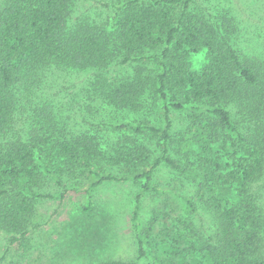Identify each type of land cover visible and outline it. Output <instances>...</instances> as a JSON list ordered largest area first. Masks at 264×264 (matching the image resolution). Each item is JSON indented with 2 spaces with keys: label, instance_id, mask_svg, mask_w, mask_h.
<instances>
[{
  "label": "trees",
  "instance_id": "16d2710c",
  "mask_svg": "<svg viewBox=\"0 0 264 264\" xmlns=\"http://www.w3.org/2000/svg\"><path fill=\"white\" fill-rule=\"evenodd\" d=\"M80 1L0 0V229L11 244L26 243L35 187L44 174L39 160L47 171L54 165L71 176L94 172L90 196L92 187L107 180L142 178L146 191L163 161L183 169L169 155L149 161V149L139 144V156L136 150L125 153L126 175H104L98 131L74 132L63 116L65 105H84L90 112L102 104L139 109L143 90L152 84L173 107L192 105L182 146L188 161L199 152L208 190L226 194L236 185L233 203L208 200L215 226L202 246L203 256L209 264H264V217L253 192L264 174V15L254 23L241 20L232 0H90L111 8L110 14L74 17ZM156 49L161 54L154 77L141 64L125 79L108 75L116 57L127 65L149 62ZM203 49L207 62L193 70L191 53ZM90 68L97 70L95 78L81 91L65 87L71 97L56 103L62 81ZM57 83L58 91L48 93ZM126 127L159 133L154 126L129 122ZM229 142L237 169L217 174L225 167L210 155L214 146ZM138 209L137 202L132 222L142 244Z\"/></svg>",
  "mask_w": 264,
  "mask_h": 264
},
{
  "label": "rangeland",
  "instance_id": "374dc122",
  "mask_svg": "<svg viewBox=\"0 0 264 264\" xmlns=\"http://www.w3.org/2000/svg\"><path fill=\"white\" fill-rule=\"evenodd\" d=\"M231 2L241 20L254 23L258 16L264 15V0ZM110 9L90 0H81L73 16L92 14L95 17L103 12L110 14ZM158 54L161 49L151 50L149 62L141 60L130 65L121 64L118 56L110 65L108 75L118 73L119 78L125 79L135 74L134 66L141 64L147 67V76L152 78L159 70ZM190 60L192 69L200 70L207 62L206 51L192 52ZM96 74L97 70L90 68L75 72L66 81L61 80L63 91L56 103L71 97L65 87L81 91L88 79L95 78ZM58 87L61 86L57 83L48 93L57 92ZM81 99H85L84 93ZM140 103L139 109L102 104V109L95 112L84 110V105H65L63 116L74 132L98 131L103 152L100 168L104 175L111 173L118 178L126 175L125 153L136 150L139 144L149 149V161L169 155L186 171L163 161L154 172L152 187L146 191L142 178L107 180L92 187L90 196L87 189L97 182L94 172L81 174L79 171L77 176H71L54 165L47 171L39 160L44 174L41 184L35 187L37 195L27 244L24 241L11 244L9 235L0 229V264H209L201 252L215 226L213 208L208 205V200L217 197L223 205L233 203L236 185L226 194L209 191L199 165V152L190 155L188 161L182 141L188 137L191 104L173 107L170 97L163 98L152 84L143 90ZM129 122L135 126H154L159 133L149 129L131 132L126 127ZM169 122L170 137L164 139L163 131ZM234 149L230 142L224 147H213L210 156L225 167L217 174L237 169L233 165ZM140 154L136 150L134 155ZM254 186L258 211L264 217V174ZM138 195L141 198L137 201ZM188 200L193 206L188 205ZM137 202L142 244L132 222Z\"/></svg>",
  "mask_w": 264,
  "mask_h": 264
}]
</instances>
